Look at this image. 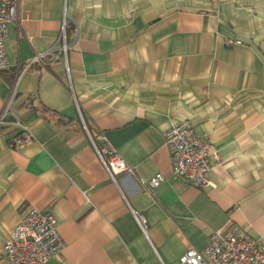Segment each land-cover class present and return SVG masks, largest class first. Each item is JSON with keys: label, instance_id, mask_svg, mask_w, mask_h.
<instances>
[{"label": "crops", "instance_id": "1", "mask_svg": "<svg viewBox=\"0 0 264 264\" xmlns=\"http://www.w3.org/2000/svg\"><path fill=\"white\" fill-rule=\"evenodd\" d=\"M4 51L0 113L14 92L28 138L0 126V264L30 208L57 221L50 264H179L228 223L264 242V0H18ZM183 121L212 144L211 187L171 175ZM88 135L129 168L117 183Z\"/></svg>", "mask_w": 264, "mask_h": 264}, {"label": "built area", "instance_id": "2", "mask_svg": "<svg viewBox=\"0 0 264 264\" xmlns=\"http://www.w3.org/2000/svg\"><path fill=\"white\" fill-rule=\"evenodd\" d=\"M17 3L18 0H0V72L9 68L4 46L7 27L16 18ZM226 45L231 46L232 42L227 41ZM68 49L63 27L59 51L64 60ZM43 58L44 55L39 56L33 63H39ZM13 97L14 92L0 113V126L11 125L21 130L27 140L25 127L11 111ZM89 139L109 180L117 183L121 176L129 172V168L108 143L102 141L97 147L90 136ZM165 144L171 156L172 177L192 182L200 190L211 187L208 173L212 168L210 155L213 147L195 133L190 122L183 121L172 126L165 133ZM163 182L165 177L157 174L149 182L141 183L148 192H152ZM137 221L144 231L143 217L138 216ZM57 225L49 213L34 208L26 210L6 240L1 256L7 264H50L53 259L61 260L64 243L58 234ZM179 264H264V242L243 235L237 225L228 223L210 236L204 250H186L179 258Z\"/></svg>", "mask_w": 264, "mask_h": 264}, {"label": "trees", "instance_id": "3", "mask_svg": "<svg viewBox=\"0 0 264 264\" xmlns=\"http://www.w3.org/2000/svg\"><path fill=\"white\" fill-rule=\"evenodd\" d=\"M1 72H3V71H1ZM42 112H43L44 114L47 113V114L51 115V118H52V119L49 118V117L47 118L46 116H44V118H45L48 122H54V124L57 125V126H63V125L66 124V122L62 119V116L56 114V112L50 111V110H48V109H46V108H42Z\"/></svg>", "mask_w": 264, "mask_h": 264}]
</instances>
